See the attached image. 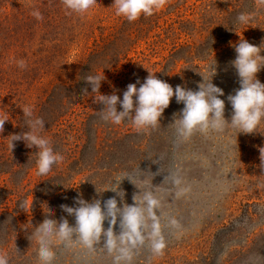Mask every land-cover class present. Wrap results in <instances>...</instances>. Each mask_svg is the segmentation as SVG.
Segmentation results:
<instances>
[{
    "label": "rangeland",
    "instance_id": "1",
    "mask_svg": "<svg viewBox=\"0 0 264 264\" xmlns=\"http://www.w3.org/2000/svg\"><path fill=\"white\" fill-rule=\"evenodd\" d=\"M97 3L80 15L69 13L61 0H0V116L8 118L0 133V253L9 264H40L32 233L48 209V218L64 217L74 226L60 205L76 207L78 195L103 204L116 194L97 191L129 173L142 190L154 187L167 245L156 256L146 240L131 264H264V120L253 133L227 125L185 140L172 124L184 105L173 97L156 129L138 131L130 120H102L98 94L83 80L103 71L99 92L122 100L127 85L142 83L149 71L173 89L198 90L216 64L212 83L224 91L220 98L230 123L227 96L240 87L231 63L234 45L245 39L264 56V6L257 0H167L152 16L128 22L116 15L113 0ZM35 10L43 20L31 14ZM240 13L249 14L250 22L240 23ZM19 60L27 67H18ZM257 78L264 83V68ZM85 87L87 96L81 95ZM25 106L32 119L44 120L39 135L64 157L47 175H37V148L22 140L9 147L10 135L29 130ZM117 110H123L119 104ZM120 188L125 196L116 197L118 206L133 204L140 189L128 179ZM180 189L187 191L178 197ZM103 243L95 250L54 243L53 264H113L115 254Z\"/></svg>",
    "mask_w": 264,
    "mask_h": 264
},
{
    "label": "clouds",
    "instance_id": "2",
    "mask_svg": "<svg viewBox=\"0 0 264 264\" xmlns=\"http://www.w3.org/2000/svg\"><path fill=\"white\" fill-rule=\"evenodd\" d=\"M61 3L69 13L80 15L86 14L90 8L98 4L97 0H61ZM166 3L167 0H113L116 15L125 17L128 22L136 21L141 15L152 16ZM257 3L264 6V0H257ZM31 14L37 20H43L38 10ZM250 19L251 16L245 13H240L237 17V20L243 24L249 23ZM234 48L236 58L231 63L236 69L240 87L235 90L234 95L227 96L233 110L230 123L224 116L225 101L220 98L224 96V91L212 83L216 64L211 79L205 80L203 77V82L198 84V90L187 89L181 85H176L173 89L171 84L157 78L155 73L149 71L142 83L137 80L136 83L127 85L122 100L115 93L104 95L99 92L102 81L106 79L103 71L88 75L83 80L91 87V93L98 94L96 102L103 105L101 119L106 122L119 125L125 120H130L138 131L156 129L160 125L164 110L175 97L176 102L183 104L184 107L179 114H174L172 124L177 125V134L185 140L197 131L220 132L227 125L238 129L239 133H253L264 120V83L257 78V73L264 68V56L261 55V47L245 39H240ZM16 63L21 69L27 67L24 60ZM81 95H89L87 87L81 90ZM118 104L122 107V111L117 110ZM22 112L29 130L10 135L9 147L12 151L15 147L13 142L22 140L26 147L37 148V175H47L53 165L62 162L64 157L54 152L48 139L39 135L40 130L45 128L44 120L32 119L33 110L30 106L23 107ZM6 121H8L6 115L0 116V133L4 132ZM260 160V166L264 168V148L260 149ZM153 163L157 162L153 161ZM124 179H128L140 189V192L133 194V204L124 203L123 207H120L116 197H120V201L124 199L125 192L120 188ZM141 183H143L142 179ZM173 183L179 186L181 180L175 177ZM104 191H112L116 196L103 201L102 204L100 199L88 202L78 195L75 199L76 207L60 205L65 213L74 217V226L64 217L59 221L48 218L52 214L48 209L43 222L34 227L32 233L38 244L40 264H53L56 256L53 245L57 242L65 247L79 243L89 250H95L96 245L103 239V247L109 254H115L113 264H131L133 251L144 246L146 240L150 241L153 254L156 256L164 254L167 245L162 234L161 217L157 214L161 208V201L157 198L154 187L142 190L132 175L125 173L122 178L113 181L110 187L97 193ZM186 191L187 189H180L176 195L179 197ZM20 207L24 209L23 204ZM105 221L108 222L107 228L104 227ZM118 222L119 233L115 231ZM170 225L179 227L175 219L170 220ZM0 264H9L6 254L0 253Z\"/></svg>",
    "mask_w": 264,
    "mask_h": 264
}]
</instances>
